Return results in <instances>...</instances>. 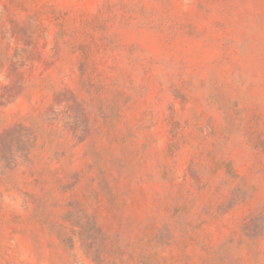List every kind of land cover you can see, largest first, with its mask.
Returning <instances> with one entry per match:
<instances>
[{
    "label": "rangeland",
    "instance_id": "1",
    "mask_svg": "<svg viewBox=\"0 0 264 264\" xmlns=\"http://www.w3.org/2000/svg\"><path fill=\"white\" fill-rule=\"evenodd\" d=\"M0 264H264V0H0Z\"/></svg>",
    "mask_w": 264,
    "mask_h": 264
}]
</instances>
